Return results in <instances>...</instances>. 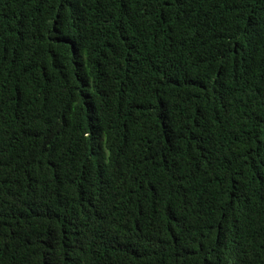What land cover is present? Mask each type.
<instances>
[{"label":"trees","instance_id":"obj_1","mask_svg":"<svg viewBox=\"0 0 264 264\" xmlns=\"http://www.w3.org/2000/svg\"><path fill=\"white\" fill-rule=\"evenodd\" d=\"M0 264H264V0H0Z\"/></svg>","mask_w":264,"mask_h":264},{"label":"clouds","instance_id":"obj_2","mask_svg":"<svg viewBox=\"0 0 264 264\" xmlns=\"http://www.w3.org/2000/svg\"><path fill=\"white\" fill-rule=\"evenodd\" d=\"M105 58H104V55H99V61L101 62V61H103Z\"/></svg>","mask_w":264,"mask_h":264}]
</instances>
